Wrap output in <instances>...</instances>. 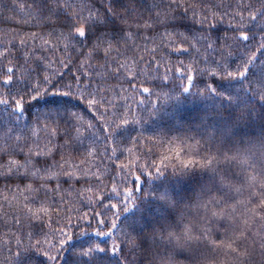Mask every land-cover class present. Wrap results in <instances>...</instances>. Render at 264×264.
Wrapping results in <instances>:
<instances>
[{"label":"trees","instance_id":"1","mask_svg":"<svg viewBox=\"0 0 264 264\" xmlns=\"http://www.w3.org/2000/svg\"><path fill=\"white\" fill-rule=\"evenodd\" d=\"M0 264H264V0H0Z\"/></svg>","mask_w":264,"mask_h":264}]
</instances>
